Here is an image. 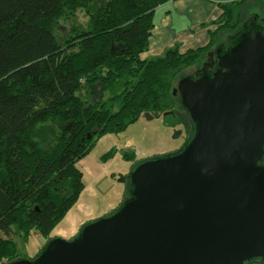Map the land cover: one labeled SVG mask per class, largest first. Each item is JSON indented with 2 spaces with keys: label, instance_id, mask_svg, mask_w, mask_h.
Returning <instances> with one entry per match:
<instances>
[{
  "label": "trees",
  "instance_id": "1",
  "mask_svg": "<svg viewBox=\"0 0 264 264\" xmlns=\"http://www.w3.org/2000/svg\"><path fill=\"white\" fill-rule=\"evenodd\" d=\"M253 1L221 4L207 46L142 59L165 0H0V231L54 238L86 189L80 161L147 113L177 118L186 143L194 126L173 94L177 82L248 21ZM19 253L0 236V259L30 258Z\"/></svg>",
  "mask_w": 264,
  "mask_h": 264
},
{
  "label": "water",
  "instance_id": "2",
  "mask_svg": "<svg viewBox=\"0 0 264 264\" xmlns=\"http://www.w3.org/2000/svg\"><path fill=\"white\" fill-rule=\"evenodd\" d=\"M207 60L173 91L194 126L183 147L137 164L117 211L6 264H264V18Z\"/></svg>",
  "mask_w": 264,
  "mask_h": 264
},
{
  "label": "rangeland",
  "instance_id": "3",
  "mask_svg": "<svg viewBox=\"0 0 264 264\" xmlns=\"http://www.w3.org/2000/svg\"><path fill=\"white\" fill-rule=\"evenodd\" d=\"M255 14L264 18V0L249 2L244 8L243 19H249V15ZM78 18L80 22H86L83 12H79ZM176 121L177 118L172 115L152 119L142 117L122 133L100 138L79 163L85 175L86 189L51 236L60 237L58 234L65 233L62 238L70 239L86 223L105 217L119 207L129 189V174L134 161L164 156L183 147L187 139L184 133L187 128ZM178 131H181L180 136L174 138ZM110 152L113 154L110 155ZM125 154L130 157L129 160L124 158ZM74 227L76 230L72 234ZM0 236L13 239L18 244L19 256L30 258L36 256L50 239V236L45 238L34 232L30 233L28 242L13 231H0Z\"/></svg>",
  "mask_w": 264,
  "mask_h": 264
},
{
  "label": "crops",
  "instance_id": "4",
  "mask_svg": "<svg viewBox=\"0 0 264 264\" xmlns=\"http://www.w3.org/2000/svg\"><path fill=\"white\" fill-rule=\"evenodd\" d=\"M236 0H165L156 13L155 27L149 39V50L142 59L162 57L174 46L180 53L203 48L210 33L217 30L223 14L221 4ZM76 228L72 230V234ZM64 232V231H62ZM65 233L58 234L60 237Z\"/></svg>",
  "mask_w": 264,
  "mask_h": 264
},
{
  "label": "flooded vegetation",
  "instance_id": "5",
  "mask_svg": "<svg viewBox=\"0 0 264 264\" xmlns=\"http://www.w3.org/2000/svg\"><path fill=\"white\" fill-rule=\"evenodd\" d=\"M206 63H208V60L206 59V61L203 63V65H202V67L201 68H199V69H196L195 71H193V73H195V72H197V71H200V70H203V68H204V64H206ZM212 69H214V68H209L208 70H212ZM178 95V94H177ZM176 95V97H178ZM180 149H178V150H176L175 152H173V153H176V152H178ZM173 153H169V154H173ZM167 155V154H166ZM155 157H157V156H155ZM154 158V157H153Z\"/></svg>",
  "mask_w": 264,
  "mask_h": 264
},
{
  "label": "built area",
  "instance_id": "6",
  "mask_svg": "<svg viewBox=\"0 0 264 264\" xmlns=\"http://www.w3.org/2000/svg\"><path fill=\"white\" fill-rule=\"evenodd\" d=\"M10 261H12L10 258H3V259H0V264H6V263H9Z\"/></svg>",
  "mask_w": 264,
  "mask_h": 264
}]
</instances>
